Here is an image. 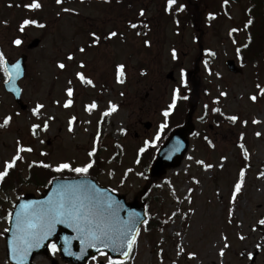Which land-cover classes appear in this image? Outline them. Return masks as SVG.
I'll use <instances>...</instances> for the list:
<instances>
[{
    "label": "rangeland",
    "instance_id": "1",
    "mask_svg": "<svg viewBox=\"0 0 264 264\" xmlns=\"http://www.w3.org/2000/svg\"><path fill=\"white\" fill-rule=\"evenodd\" d=\"M167 1L38 0L41 7L34 9L28 7L33 0H0V62L28 58L20 83L26 111L0 77V172L22 157L0 180V264H9L8 212L22 195L39 193L27 183L34 162L98 164L100 185L130 202L142 197L149 220L165 223L160 231L142 229L121 264H264V50L260 64L243 62L249 1L190 0L189 12L200 25L185 29L165 16ZM182 3L176 0L173 9ZM146 20L148 32L138 34ZM91 34L100 46L83 50L95 41ZM35 39L41 45L29 51ZM228 60L243 73H230ZM190 94L198 137L190 139L177 168L150 183L141 154L165 142L171 130L165 111L177 96ZM215 113L225 118L222 124L212 123ZM108 258L99 255L88 264H108ZM36 259L34 264H67L56 251Z\"/></svg>",
    "mask_w": 264,
    "mask_h": 264
},
{
    "label": "water",
    "instance_id": "2",
    "mask_svg": "<svg viewBox=\"0 0 264 264\" xmlns=\"http://www.w3.org/2000/svg\"><path fill=\"white\" fill-rule=\"evenodd\" d=\"M41 44L39 39H35L28 47L29 50L38 48ZM19 65V68H16ZM227 68L234 74H241L242 70L239 69L235 61L229 60ZM5 69L9 81L4 84L6 92L13 96L15 102L21 110L25 111L27 106L22 101V89L19 82L23 80L27 72V57L22 56L15 62L6 61ZM168 78L174 80V73L171 72ZM192 115H189V120L185 127L177 129L161 148L154 166L150 169V174L153 179L163 176L168 169L177 168L183 160L189 149V135L193 134L195 129L192 125ZM147 129L151 128V124H146ZM72 187L78 188L81 195H94L104 206H111L109 222L112 228L118 233L119 231H127L128 239L134 237V242L139 234L143 224L147 220L146 208L143 207L138 199L128 203L124 196L113 193L106 187H101L92 178H76V179H56L52 182L49 188L45 191L44 196L37 198L33 194H27L24 198L20 199L12 214L10 223V230L6 235V244L8 252V260L10 264H19L18 259L13 257L12 247L17 239L16 228V213L21 212L23 205L33 204L37 210L46 209L48 202L56 201L60 198L64 189ZM56 241V247L60 253L61 258L69 264H87L89 259L96 257L98 254L106 253L113 259H120L125 261L129 258L134 242L131 249L128 248L127 242L123 247H105L100 243H95L91 246L87 239L78 230L77 226L71 221L64 223H55L50 233L38 244H33L27 251L24 257L23 264H33V260L39 255H49V247L52 242ZM128 255L125 256L124 253ZM52 264H57L55 261Z\"/></svg>",
    "mask_w": 264,
    "mask_h": 264
},
{
    "label": "snow or ice",
    "instance_id": "3",
    "mask_svg": "<svg viewBox=\"0 0 264 264\" xmlns=\"http://www.w3.org/2000/svg\"><path fill=\"white\" fill-rule=\"evenodd\" d=\"M61 2V0H57ZM227 2V0H225ZM169 7L175 3V0H168ZM30 8H39L41 5L38 0H33V3L29 4ZM36 23L35 21L25 20L24 24ZM23 31V27L21 28ZM95 36V34H93ZM116 35V33H112ZM17 45L21 44L22 41L17 39L15 41ZM3 60V53L0 52V61ZM61 68L64 67L63 64L60 65ZM123 69V65L120 66ZM19 68V65H16ZM81 79L84 77L81 75ZM91 83L90 80L87 81ZM122 82V81H121ZM179 90L177 89V94ZM72 94V90L69 89V95ZM253 100L256 99L255 96L252 97ZM71 103V101H69ZM39 107H43L42 105ZM91 107H95L92 105ZM116 106L113 105V108ZM175 107V102L170 106ZM165 116L169 115L168 111H165ZM230 119L236 120V117H231ZM11 117H7L4 124H8ZM35 127H39L34 126ZM24 149H21L23 151ZM31 151V149H28ZM143 151V149H141ZM22 157L17 156L11 162H9L4 171L0 172V180L8 175V169L15 166L16 160ZM203 163V162H201ZM47 167V165H45ZM92 164L89 163L83 167L73 168L68 163H63L58 165L57 171L64 169H69L76 173L87 174ZM211 167V165H208ZM240 184L236 185V191H240ZM111 206L105 207L103 202L100 201L94 195H81L78 188L68 187L64 189L61 196L56 201H49L48 207L46 209L37 210L35 205H23L21 212L16 213V228H17V239L13 243L12 252L13 257L18 259L19 264H23L24 257L27 255V251L33 244H38L40 240L44 239L51 231L55 223H64L66 220L71 221L75 224L82 235L87 239L91 246L95 243H100L105 247H123L124 243L127 242L128 248L131 249L134 242V237L129 240L127 231H119L118 233L112 228L109 222ZM9 222L12 220V213L8 214ZM259 223L264 225V219L260 220ZM55 245H52L53 250H55ZM102 255L107 256L106 253ZM125 256L128 255L127 252L124 253ZM194 255V254H193ZM223 255V251H221ZM108 264H121V262L112 260L108 258Z\"/></svg>",
    "mask_w": 264,
    "mask_h": 264
},
{
    "label": "trees",
    "instance_id": "4",
    "mask_svg": "<svg viewBox=\"0 0 264 264\" xmlns=\"http://www.w3.org/2000/svg\"><path fill=\"white\" fill-rule=\"evenodd\" d=\"M234 1L239 2V0H234ZM250 4L253 7L252 10L253 21L250 27L251 35L248 41L247 48L242 53V57H243V62L245 63L248 62L258 63L262 59L261 57L262 50H264V0H250ZM192 23L193 22H191L190 20H186L183 23V27H186L187 25H190ZM3 71H4L3 63L0 62V72L2 73L0 74V77L1 75H3L4 79H6V76L4 75ZM194 104H196V102L192 97H189L186 100H180L179 107L169 118L170 127L176 128L178 126H181L186 121L188 112L191 109V105ZM223 121L224 118H222L219 114H214L212 117V123L214 125L221 124ZM154 149L151 151L152 155ZM150 161L146 164V166L143 164L144 170L145 168H148V166L150 165ZM45 165H47V167ZM99 172H100V168L99 165L97 164L95 168H90L88 173L85 175L98 178L100 177ZM29 174H30L29 176L30 178H29V182L27 183L32 185L34 188H36L38 192L42 193L43 189L46 188L50 184V182L56 177L75 176V175H80L81 173H74L70 170L57 171V169L51 167L48 164L39 163V164H33L30 167ZM13 178L17 183L21 182V179L18 177V174H14L12 179ZM10 180L11 178L9 179V181ZM146 228L148 232L160 231L163 228H165V223L161 221L153 223L152 220H149Z\"/></svg>",
    "mask_w": 264,
    "mask_h": 264
},
{
    "label": "bare ground",
    "instance_id": "5",
    "mask_svg": "<svg viewBox=\"0 0 264 264\" xmlns=\"http://www.w3.org/2000/svg\"><path fill=\"white\" fill-rule=\"evenodd\" d=\"M36 260H38V257H37V259Z\"/></svg>",
    "mask_w": 264,
    "mask_h": 264
},
{
    "label": "flooded vegetation",
    "instance_id": "6",
    "mask_svg": "<svg viewBox=\"0 0 264 264\" xmlns=\"http://www.w3.org/2000/svg\"><path fill=\"white\" fill-rule=\"evenodd\" d=\"M138 136V135H137Z\"/></svg>",
    "mask_w": 264,
    "mask_h": 264
}]
</instances>
